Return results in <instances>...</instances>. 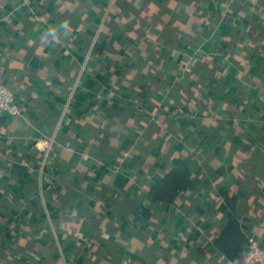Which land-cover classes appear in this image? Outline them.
<instances>
[{
	"label": "crops",
	"instance_id": "crops-1",
	"mask_svg": "<svg viewBox=\"0 0 264 264\" xmlns=\"http://www.w3.org/2000/svg\"><path fill=\"white\" fill-rule=\"evenodd\" d=\"M263 32L264 0H0V264H226L233 214L264 245Z\"/></svg>",
	"mask_w": 264,
	"mask_h": 264
},
{
	"label": "trees",
	"instance_id": "trees-1",
	"mask_svg": "<svg viewBox=\"0 0 264 264\" xmlns=\"http://www.w3.org/2000/svg\"><path fill=\"white\" fill-rule=\"evenodd\" d=\"M208 59L212 61V59ZM192 72L193 69L191 68L188 74L189 77L192 75ZM254 80L258 81V77L255 76ZM193 181V177L187 175L181 169L173 168L152 187L151 193L157 203H171L181 191L191 187ZM236 200V196H228L229 205L233 210L235 209ZM140 210L146 218L151 216L148 208L141 206ZM249 236L243 231V226L238 216L233 214L227 218L215 243L228 260H234L242 257L244 254Z\"/></svg>",
	"mask_w": 264,
	"mask_h": 264
},
{
	"label": "built area",
	"instance_id": "built-area-1",
	"mask_svg": "<svg viewBox=\"0 0 264 264\" xmlns=\"http://www.w3.org/2000/svg\"><path fill=\"white\" fill-rule=\"evenodd\" d=\"M189 70V68H186ZM22 106L17 101L16 91L8 87L0 73V123L3 114L19 115L22 113ZM56 141V136H50L39 140L36 143L38 149H49ZM226 264H264V245L259 244L254 236H249L248 244L242 257L228 260Z\"/></svg>",
	"mask_w": 264,
	"mask_h": 264
},
{
	"label": "clouds",
	"instance_id": "clouds-1",
	"mask_svg": "<svg viewBox=\"0 0 264 264\" xmlns=\"http://www.w3.org/2000/svg\"><path fill=\"white\" fill-rule=\"evenodd\" d=\"M153 11H155V8L153 7V9H152ZM65 27H67V25H65Z\"/></svg>",
	"mask_w": 264,
	"mask_h": 264
}]
</instances>
